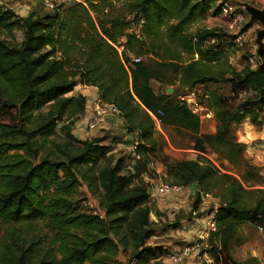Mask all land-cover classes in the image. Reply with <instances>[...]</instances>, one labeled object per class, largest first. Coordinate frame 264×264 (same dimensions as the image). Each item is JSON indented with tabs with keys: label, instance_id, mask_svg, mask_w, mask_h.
I'll use <instances>...</instances> for the list:
<instances>
[{
	"label": "trees",
	"instance_id": "1",
	"mask_svg": "<svg viewBox=\"0 0 264 264\" xmlns=\"http://www.w3.org/2000/svg\"><path fill=\"white\" fill-rule=\"evenodd\" d=\"M112 1L59 0L48 13L23 17L0 3V28L21 32L19 43L0 39V104L16 110L13 122H0V264H119L122 252L134 264H165L162 247L148 244L156 222L149 218L146 186L132 185L133 175L121 173L123 160L113 161L108 133L81 139L72 132L87 101L82 92L71 94L77 84L94 86L100 100L120 110L125 134L137 135L136 175L158 154L149 111L162 110L163 125L197 134L195 149H212L232 165L242 160L245 144L231 139V125L245 119L262 124L264 36L256 65L237 70L219 45L226 32L187 28L211 10L217 14L220 0H126L125 15L106 14ZM122 35L124 49L118 52L113 44ZM152 82L178 85L168 94L156 92ZM220 82L244 97L230 109L220 96L204 92L216 128L200 133L199 115L177 93ZM164 168L170 183L195 184L191 211L204 192L221 185L219 203L208 213L214 212L216 225L209 235L212 263L214 241L225 249L242 242L232 241L241 223L264 235V191H251L248 201L239 180L201 156ZM83 187L97 199L102 218L82 210ZM39 223L52 233L38 234ZM239 264L258 263L249 257Z\"/></svg>",
	"mask_w": 264,
	"mask_h": 264
},
{
	"label": "rangeland",
	"instance_id": "2",
	"mask_svg": "<svg viewBox=\"0 0 264 264\" xmlns=\"http://www.w3.org/2000/svg\"><path fill=\"white\" fill-rule=\"evenodd\" d=\"M52 3H58L59 0H48ZM222 1V0H220ZM233 5L237 6L244 15V21L242 24V30L246 32V43L242 49L235 47L231 41L230 37L224 36L222 42L219 43L224 51V57H226L228 63H230L237 70L241 69L245 65H251L249 57H257V47L258 43L256 42L257 31L263 28L261 22L254 18L246 7V4L264 6V0H229ZM0 3L3 4L6 8H11L12 10L16 9L15 4H21L22 9L14 10L15 14L19 17H23L30 12L43 14L48 13L52 9L48 8L44 4V0H0ZM218 4V1H217ZM216 4V5H217ZM14 6V8H13ZM262 8V7H261ZM127 11L126 0H113L107 5L106 14L116 15L123 14L125 15ZM104 12V11H103ZM94 14V12H91ZM128 17V16H127ZM188 30L191 32L201 31L203 29L211 28L216 31L225 30V18L221 15L220 11L217 14H214L212 10L208 12L203 18L198 19L197 21L188 25ZM0 39H4L10 45L19 43L21 40V32L19 29L7 30L0 28ZM215 42V41H214ZM210 40L207 43H214ZM252 66V65H251ZM177 83L175 85L167 86L166 84H158L152 82V86L156 92H165V88L172 87L175 92L177 88ZM76 87L74 88V90ZM184 89H180L177 93V99L181 100V96L184 94ZM77 92V91H75ZM71 92V94H76ZM207 93L209 96L211 93H214L222 98L224 105L230 109H234L239 101L244 97V93L232 94L230 91V83L220 82V83H207L197 88V102L201 105L202 110L198 111L200 120V133H213L216 128V120L214 118L213 112L209 111L205 104L209 100H204L205 97L203 93ZM169 93V94H170ZM262 124L253 125L249 120L245 119L240 123H234L230 127V137L231 139L245 144V150L242 155V160L238 165H232L229 162L224 160L222 157L217 154L214 150L206 147V150L201 151L202 154H196V158L201 156L208 161L207 157L215 158L220 163L219 166L223 170L220 173L227 174L242 183L248 193L245 195V198L248 201L252 200L253 190H262L264 191V110L262 112ZM16 119V110L15 109H6L0 104V122L11 123ZM77 130L75 125L72 128V132ZM158 135V154L150 158V161L153 167H157V164L165 163H175L179 160V156L182 152L177 151L180 147H187L190 149H195L194 140L198 137L197 134L186 130L181 127L169 128L168 131L165 130V127L162 126L160 130H154ZM161 132L167 134V139L164 138ZM199 133V134H200ZM102 129L96 128L91 131L87 136L94 137L96 135H101ZM78 137V134H75ZM85 137V136H84ZM206 156H204V155ZM117 156V155H116ZM114 161L115 156L112 155ZM154 173V170H153ZM162 180L171 182L169 179L161 177ZM186 190V189H185ZM83 196H91L86 188H82ZM86 191V194L85 192ZM212 195L210 198L202 199L198 209L191 211V204L195 197V192L186 193L183 190L182 193L174 194L172 202L169 203V208L164 209L163 212L158 211L156 215L154 209L150 213L149 218L151 221L156 222L155 233L152 237L149 238L148 244L158 245L162 247L165 253L162 255V260L165 264H172L168 260V255L179 251L185 245H193L194 248L190 253L189 257L184 259L180 264H211V244L209 243V237L203 239L199 238L200 232H207L206 220L208 213L212 211L213 206H217L219 203L218 196L222 193L221 185H218L213 191H209ZM171 195V194H166ZM164 195V196H166ZM93 197V196H91ZM97 200L95 197H93ZM171 198V199H172ZM98 204V201H96ZM174 204V205H173ZM5 228V224L3 225ZM38 234L44 236L45 233L51 234L52 231L45 223H39L38 225ZM241 233H234L232 241H235L236 238L240 239L242 242L240 244H234L231 242L229 249H225L223 243L216 240L214 245H216L217 253L216 260L212 264H239L244 259L249 257H256L258 264H264V235L261 228L251 225L248 222H243L240 224ZM129 252H122L121 257L124 260L128 259ZM213 259V258H212Z\"/></svg>",
	"mask_w": 264,
	"mask_h": 264
},
{
	"label": "built area",
	"instance_id": "3",
	"mask_svg": "<svg viewBox=\"0 0 264 264\" xmlns=\"http://www.w3.org/2000/svg\"><path fill=\"white\" fill-rule=\"evenodd\" d=\"M44 4L50 9H53L56 5V3H52L51 1L48 0H44ZM15 8L16 9L14 10H20L23 8V6L21 7V4L17 3L15 4ZM220 13L225 18V30L230 37V41L235 47H237L238 49H242L246 43V36H245L246 32L242 30V24L244 21V15L242 11L237 6L233 5L231 1L222 0L220 2ZM142 23L143 20H140L138 25H141ZM138 27H131L128 30L137 31ZM125 39H126L125 35H122L119 38L118 43L113 44V46L118 50V52H121L124 49ZM210 41L213 42L214 40L211 39ZM131 58L135 62L139 61L140 59L139 57L136 56H131ZM248 59L252 66L256 65L257 57L250 56ZM196 100H197V89L188 90L181 96V101L188 107V109H190L192 113L199 115V113L197 112L202 110V107ZM93 110H94V114L91 116L90 120L86 124L87 130L92 129L95 125L101 123L109 116L121 118L120 110L115 105L104 102L100 99L94 104ZM149 115L151 116L154 122L155 128L159 129V127L162 125V119H161L163 116L162 110L159 109L156 112L149 111ZM138 143L139 141L137 135H133V139L130 145V150H131L132 158L135 161L140 158V154L136 152V146L138 145ZM207 158H208V162L211 165H213L219 172L220 171L223 172L219 164L224 163V160L219 161L220 162L219 163L216 160V157L215 158L207 157ZM149 173L150 171H147V176L143 179L144 184L147 185L148 187L153 182V178L148 175ZM183 190H184V186L179 184L169 183L163 180L157 183L156 186L154 187V192L160 195L176 194V193L180 194L183 192ZM210 197H212V195L209 192H204L202 194V199L210 198ZM80 206L82 210L88 213L97 215L100 218L103 217V211L101 210L95 199L89 195H85V197L80 202ZM206 224L208 226L206 230L207 232H200L198 235L199 238L201 239L205 237H209L211 232L216 231L214 212L208 215ZM193 248H194L193 245L188 244L183 246L179 251L169 254L168 255L169 262H171L172 264H180L184 259L189 257ZM119 264H134V260L123 259Z\"/></svg>",
	"mask_w": 264,
	"mask_h": 264
},
{
	"label": "crops",
	"instance_id": "4",
	"mask_svg": "<svg viewBox=\"0 0 264 264\" xmlns=\"http://www.w3.org/2000/svg\"><path fill=\"white\" fill-rule=\"evenodd\" d=\"M254 7H257L260 9L264 8V6H256V5ZM75 87L76 89L73 90V92L77 91L75 92L76 94L80 92L84 93V95L87 98V101H86V109L84 113L80 116V118L75 123V127L77 130H74L73 133L74 134L77 133L78 137L81 139L90 138L87 135L91 131L93 132V130L96 128L102 129V134L96 135V136H102L105 133H108L109 138L106 139V142L111 144L110 153L111 155L115 156L114 162L117 159L123 160L121 173L133 175L132 183H131L132 185H136V184L145 185L143 182V179L147 176V171H150L148 175L153 178V182L150 184L149 187L145 185L150 194L149 205L154 210L156 209V210H159L160 212H163L164 209L169 208L171 204L169 202L170 201L172 202L173 200L172 197L174 194L164 196V195H160L154 192V187L156 186L157 183H159L162 180L161 177L165 178L166 176L164 166L161 163L160 164L156 163L157 167L154 168L152 163L149 162L145 166L147 170L136 175L135 173L136 161L132 158L131 150H130V145H131L133 136L125 134L122 119L119 117L109 116L101 123H98L97 125H95L92 129L87 130L86 124L90 120L91 116L94 114V110H93L94 104L99 100L97 89L94 86H87V85H82V84H77ZM201 122L202 120H200V123ZM162 126L165 127L166 131H168L169 128H173L172 125L162 124L159 127V129L155 128V130L156 129L160 130ZM263 132H264V124H263ZM161 133L162 135H164V138L167 139V134L165 132H161ZM154 136L156 139H158V135L156 132H154ZM114 137L116 139H113ZM177 151L182 152L181 155L179 156V160L196 159V154H202L201 151H196L194 149H190L187 147H180L177 149ZM153 170H154V173H153ZM194 187H195V184L191 183L190 185L184 187V191H186V193H190L194 191Z\"/></svg>",
	"mask_w": 264,
	"mask_h": 264
},
{
	"label": "water",
	"instance_id": "5",
	"mask_svg": "<svg viewBox=\"0 0 264 264\" xmlns=\"http://www.w3.org/2000/svg\"><path fill=\"white\" fill-rule=\"evenodd\" d=\"M246 7L248 9V12L256 19H258L261 24L263 25V28L259 29L257 31V37H256V42L258 44L261 43V38L264 36V8L263 9H260V8H257V7H254L252 5H249V4H246ZM165 91L166 93H170L173 91V88L172 87H167L165 88Z\"/></svg>",
	"mask_w": 264,
	"mask_h": 264
}]
</instances>
